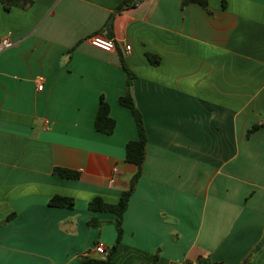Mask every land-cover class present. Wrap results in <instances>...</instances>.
Listing matches in <instances>:
<instances>
[{
	"label": "crops",
	"instance_id": "1",
	"mask_svg": "<svg viewBox=\"0 0 264 264\" xmlns=\"http://www.w3.org/2000/svg\"><path fill=\"white\" fill-rule=\"evenodd\" d=\"M122 1L0 3V41L12 43L0 51V264H78L113 245L114 215L87 206L116 203L134 172L121 61L147 143L110 264H264V0H141L98 33ZM108 33L115 51L90 45ZM101 95L110 135L94 129ZM54 196L73 208L50 207Z\"/></svg>",
	"mask_w": 264,
	"mask_h": 264
},
{
	"label": "trees",
	"instance_id": "2",
	"mask_svg": "<svg viewBox=\"0 0 264 264\" xmlns=\"http://www.w3.org/2000/svg\"><path fill=\"white\" fill-rule=\"evenodd\" d=\"M141 0H123L122 3L114 9V12L109 16L103 27L98 31V33H102L104 30L110 32L113 23L114 14L120 13L125 9H130L136 7ZM0 3L5 11H9L12 8H19L22 10H27L32 5V0H0ZM189 3H197L201 5L203 8H207L208 1L207 0H182L181 7ZM227 4V0H220L221 9H225ZM111 33L106 34L104 37L110 38ZM73 49L69 51L71 53ZM146 57L150 61L151 64L156 65L159 62L158 57L146 54ZM122 68L125 73V93L119 97L118 102L121 106L126 107L130 110L132 118L134 120V124L136 127L137 138L135 140L128 141L125 145V157L124 162L128 165L134 167V172L131 174L128 187L122 191L118 201L116 203H107L100 197H94L88 202V210L91 212H101V213H111L114 215V227L116 231V237L113 245L106 251V254L102 258L93 257L90 255H86L83 257L78 264H110L111 258L115 250L118 248L122 235H123V218L124 213L128 208V203L130 197L134 193L136 189L137 182L142 173V164L145 159L146 153V133L144 129V124L142 120V116L138 111L135 101L132 96V83L135 78V75L130 72L121 61ZM115 128V121L109 117V105L104 100V97L101 95L96 111V115L94 118V129L96 132L110 135L113 133ZM258 128V125L252 126L247 131V136H249L252 132H254ZM53 174L62 178L74 179L77 180L79 178V173L54 168ZM48 205L50 207H60L71 209L74 206V201L72 198L63 197V196H54L52 197ZM11 217L7 218L9 220ZM100 221L96 218H90L87 222V226L89 228H98L100 226ZM250 256L246 258L243 264H249ZM157 255L154 256L153 263L156 264ZM196 264H213L207 259H200Z\"/></svg>",
	"mask_w": 264,
	"mask_h": 264
},
{
	"label": "built area",
	"instance_id": "3",
	"mask_svg": "<svg viewBox=\"0 0 264 264\" xmlns=\"http://www.w3.org/2000/svg\"><path fill=\"white\" fill-rule=\"evenodd\" d=\"M89 43L92 47L102 52L110 53L116 50V43L113 40L101 35H95L90 37ZM11 47H12V43L9 40L3 39L0 41V51L9 49ZM129 50H130L129 46H124V52H128ZM37 81L39 83L37 89L42 90V80L38 79ZM113 172L114 174L119 173L117 168H114ZM94 252L96 254L104 256L106 254V249L102 244H96L94 247Z\"/></svg>",
	"mask_w": 264,
	"mask_h": 264
}]
</instances>
